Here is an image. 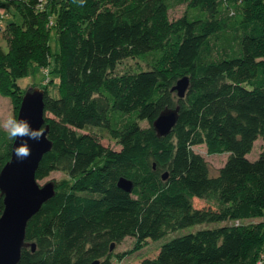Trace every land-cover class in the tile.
Instances as JSON below:
<instances>
[{
	"label": "trees",
	"instance_id": "obj_1",
	"mask_svg": "<svg viewBox=\"0 0 264 264\" xmlns=\"http://www.w3.org/2000/svg\"><path fill=\"white\" fill-rule=\"evenodd\" d=\"M180 5L186 12L172 21L170 11ZM2 12L7 48L0 45V95L14 100L17 119L26 92L19 81L52 67L58 96L43 90L53 147L36 178L61 172L72 180L56 184V195L30 220L26 241L36 251L24 249L20 264H111L112 245L127 238L141 248L204 224L223 226L174 238L139 264L258 263L264 253V0H86L83 6L0 0ZM127 59H152V67L116 75ZM186 76L191 85L179 99L171 89ZM176 107L177 126L158 137L154 122ZM88 128L107 132L121 149L81 133ZM13 143L0 129V172ZM198 146L210 156L229 154L217 176L195 152ZM121 178L134 183L132 193L118 188ZM3 212L0 197V218Z\"/></svg>",
	"mask_w": 264,
	"mask_h": 264
},
{
	"label": "water",
	"instance_id": "obj_2",
	"mask_svg": "<svg viewBox=\"0 0 264 264\" xmlns=\"http://www.w3.org/2000/svg\"><path fill=\"white\" fill-rule=\"evenodd\" d=\"M189 77L179 79L171 89L179 99H184L190 88ZM46 92L40 88L26 91L18 113L19 119L27 120L33 129H43L44 136L39 141L27 137L14 140L11 159L0 172V197L4 199V212L0 218V264H20L24 249L36 251V244L26 241L30 220L42 207L56 195V183L49 182L43 186L38 184L36 174L43 157L52 150L49 139V126L45 119ZM180 107L166 108L153 124L158 137H167L177 126ZM27 141L31 155L19 161L14 155L15 147ZM167 175L164 176L166 179ZM118 188L132 193L134 183L121 178ZM114 245L111 247V252ZM93 264H100L95 261Z\"/></svg>",
	"mask_w": 264,
	"mask_h": 264
},
{
	"label": "rangeland",
	"instance_id": "obj_3",
	"mask_svg": "<svg viewBox=\"0 0 264 264\" xmlns=\"http://www.w3.org/2000/svg\"><path fill=\"white\" fill-rule=\"evenodd\" d=\"M4 8V7H3ZM186 12V6L180 5L173 7L170 11V19L172 21H176L184 16ZM3 30L6 31L4 28ZM4 31V32H5ZM3 33V32H2ZM50 46L53 54L59 53V43L57 40V35L55 31L51 32ZM0 45L3 48H7V40L4 35L0 37ZM150 64L146 63L140 59H127L121 62L117 69L116 75H124V74H133L139 73L141 71L149 70L152 67V59L149 60ZM52 67H46L45 71L38 69L36 72L33 71L26 78H23L19 81V85L22 88L23 92L27 91L30 88H40L48 86L51 96H58V88L60 81L58 78H53ZM176 85V84H175ZM26 93V92H25ZM25 95V94H24ZM15 102L13 99L9 97H3L0 95V120H3L8 115L15 117ZM149 125L147 123H142V127L146 128ZM81 133L85 134H96L101 138V142L104 146L119 151L121 147L117 143V141L109 138V134L105 131L98 129H86L81 131ZM260 151L259 142L255 144L254 151L251 155V159H257V155ZM195 152L201 154L210 166V172L212 176H217L219 173V169L224 166L226 163L229 154H220L210 156L207 153V150L204 146L195 147ZM49 182H55L58 185H64L65 183H71L72 180L64 173L61 172H53L49 177L39 180L38 184L43 186ZM195 205L198 208H203L206 206V203L200 200H195ZM223 226L222 224H204L200 226H194L187 229L179 230L175 233L170 234L169 236L159 240L152 241L149 240L146 242L145 246L141 248L137 247V242L134 238H127L121 244H115L114 249L111 252V264H139L144 259H154L158 256L161 247L169 242L170 240L187 235L190 233H194L198 230L212 229L214 227ZM102 264L104 260H100Z\"/></svg>",
	"mask_w": 264,
	"mask_h": 264
},
{
	"label": "clouds",
	"instance_id": "obj_4",
	"mask_svg": "<svg viewBox=\"0 0 264 264\" xmlns=\"http://www.w3.org/2000/svg\"><path fill=\"white\" fill-rule=\"evenodd\" d=\"M78 3L80 6H83L86 3V0H78ZM0 129H3L5 135L13 140L27 137L30 140L39 141L41 137L44 136L43 129H33L27 120H17L11 115L0 120ZM14 155L19 161H23L31 155V149L26 140L19 146L15 147Z\"/></svg>",
	"mask_w": 264,
	"mask_h": 264
},
{
	"label": "built area",
	"instance_id": "obj_5",
	"mask_svg": "<svg viewBox=\"0 0 264 264\" xmlns=\"http://www.w3.org/2000/svg\"><path fill=\"white\" fill-rule=\"evenodd\" d=\"M43 0H41V2H42ZM41 8H43V7H41ZM3 17H4V13L2 12V15L0 16V29H2L3 28ZM51 25H53V21H50V26Z\"/></svg>",
	"mask_w": 264,
	"mask_h": 264
},
{
	"label": "crops",
	"instance_id": "obj_6",
	"mask_svg": "<svg viewBox=\"0 0 264 264\" xmlns=\"http://www.w3.org/2000/svg\"><path fill=\"white\" fill-rule=\"evenodd\" d=\"M259 144H260V142H259ZM260 149H261V144H260ZM259 153H260V151H259ZM259 153H258V155H259ZM252 155V154H251ZM251 155L249 156V157H251ZM258 155H257V157H258ZM254 160V159H253ZM257 264H264V253H263V255L261 256V259L258 261V263Z\"/></svg>",
	"mask_w": 264,
	"mask_h": 264
}]
</instances>
